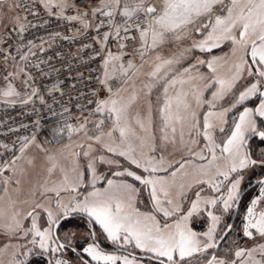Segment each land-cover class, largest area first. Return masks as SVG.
Returning a JSON list of instances; mask_svg holds the SVG:
<instances>
[{"label":"rangeland","instance_id":"1","mask_svg":"<svg viewBox=\"0 0 264 264\" xmlns=\"http://www.w3.org/2000/svg\"><path fill=\"white\" fill-rule=\"evenodd\" d=\"M38 1L55 14L70 8L73 2ZM153 2L159 10L162 0H144L145 6ZM99 3L117 9L121 14L126 4L130 8L137 7L136 0H120L119 5L115 0H99ZM230 6L231 0L214 4L208 19L201 16L195 18L193 24L174 32H165L163 40L155 47L151 37L147 42L141 38L143 28L137 32V54L122 58L130 59L126 67L128 72L122 74L115 86L111 81H104L101 98V101L117 100L118 106H123L119 124L127 129L125 136L121 135L114 118L109 123L101 118L103 111H97L103 106L100 101L90 114L50 125L15 156L0 175V264H23L27 260H30L29 264H87L56 243L53 228L62 216H71V219L70 225H61V241L81 249L82 242L87 240L81 253L90 260V264L111 262L94 260L90 253L84 251L89 246L108 255L127 257L133 264H173L157 253L137 247L134 240L132 243L123 238L112 240L88 212L72 210L76 205H82L86 198L91 202L90 193L106 190L117 197L113 201L114 210L116 203H121L122 215L132 214L135 217L138 210L141 218H151L146 221L149 224L158 223L161 228L165 224L172 226L164 229L165 232L174 230L176 222L183 223V217L191 210L192 204L199 202L187 225L197 234L201 251L183 259L178 253L174 254L175 264H203L215 251L216 257L210 264H264V235L254 228L247 229L251 236L246 235L245 228L249 221L248 208L253 209V223L264 213V187L249 204L239 202V212L234 213V208L238 209L234 206L235 202L247 179L258 171L259 164L264 160V144L260 148L257 142H251L248 148L245 146L248 137L259 129L264 131V117L255 111L264 102V77L259 75L264 67L258 60L251 59L241 44L229 39L220 40L219 46L214 48L210 45L209 48L196 47L211 30H205L203 25L214 23L217 15L226 17L224 9ZM23 20L17 0H0V32L7 27L19 29ZM229 35L237 40L241 38L239 24ZM250 50L249 42L247 52L250 53ZM208 62L213 63L215 71L208 67ZM154 72L156 75H152ZM219 79L232 81L233 86L214 99L212 93L220 89ZM254 83L258 86L257 92L240 100V93L246 92ZM165 87L168 89L166 94ZM165 96L172 99L173 111L176 110L177 97L188 105L180 113L186 117L183 135L182 125L177 122L176 133L167 130V139L162 131L161 111ZM245 109L253 110L251 118L256 123V130L245 132L238 153L223 152ZM206 117L211 128L205 123ZM205 133L212 136L215 159L206 147L209 141ZM109 147L116 151H109ZM247 149L252 151L256 163L240 167L242 159L250 160ZM120 152L127 154L120 155ZM133 159L138 163H133ZM102 164L106 167L101 171L98 168ZM146 168L149 170L146 171ZM152 168L157 170L152 171ZM136 176H140L141 180H137ZM145 179L156 181L155 197L152 185L145 184ZM109 180L113 181L112 186H109ZM234 183L237 187L233 193ZM230 194L234 195V199L228 200L229 207L225 208L224 201ZM156 197L161 202L160 207L172 215L165 216L159 210ZM212 200L216 203H207ZM253 201L256 203L253 204ZM83 216L91 218V221ZM213 216L217 217L215 221ZM234 217L232 232L215 250L216 242ZM33 221L40 231L50 233L51 238L45 248L39 246L41 237L36 235L35 230L30 231ZM21 222L23 226L16 233L17 224ZM210 228L213 229L211 238L205 235ZM120 235L123 237L124 234ZM34 240L36 243H33ZM241 249L245 254L237 257L235 253ZM116 264H124V260L118 259Z\"/></svg>","mask_w":264,"mask_h":264},{"label":"built area","instance_id":"2","mask_svg":"<svg viewBox=\"0 0 264 264\" xmlns=\"http://www.w3.org/2000/svg\"><path fill=\"white\" fill-rule=\"evenodd\" d=\"M17 5L24 27L0 34V76L18 94L16 101L0 98V175L46 126L95 109L104 68L136 55L137 32L147 26L144 12L124 16L99 0H73L62 14L38 0H17ZM14 64L20 66L15 77Z\"/></svg>","mask_w":264,"mask_h":264},{"label":"snow or ice","instance_id":"3","mask_svg":"<svg viewBox=\"0 0 264 264\" xmlns=\"http://www.w3.org/2000/svg\"><path fill=\"white\" fill-rule=\"evenodd\" d=\"M115 3L119 5L120 0H115ZM223 3V0H162V6L158 10L155 6H145L144 0H136L137 7L130 8L127 4L124 6L123 15L132 16L134 13H139L143 11L146 15L144 23L147 25L141 32V38L147 42L148 38L151 37L152 46L155 47L158 42L163 40L165 32H174L177 29H181L186 25L193 24L195 18L204 16L208 19L212 13V7L214 4ZM224 11L227 12L226 17L220 15L215 16L214 23H205L203 25L207 31L206 38L196 47L199 48H209L218 47L219 41L222 39L232 40L234 43L241 44L245 48L246 54L250 55L251 59L258 60L261 67H264V0H231V6L225 7ZM106 15H112L111 12L106 13ZM71 19H76V17H71ZM139 21V17H137ZM239 24V35L240 39L237 40L236 37L229 35L234 28ZM139 26V24H138ZM196 31H200L199 28ZM247 37V39H245ZM249 42L251 43L250 53L247 52ZM165 63H172V61H165ZM200 63H204L201 61ZM107 64V62H106ZM208 67L212 68L213 63L208 62ZM159 70V67L157 71ZM156 75V73H152ZM261 77H264V71L259 73ZM170 83H175L171 81ZM220 89L217 92L212 93L213 98L222 96L227 90L231 89L233 86L232 81H226L224 79H219ZM257 84H252L246 92L240 93L239 99L244 100L249 95H254L257 92ZM167 87L164 88L165 94L167 93ZM14 92L9 89L4 93L5 96L13 95ZM211 103V102H209ZM119 101L117 100H106L101 101V105H110V113H115L117 127H120L119 121L121 115L124 111L123 106H118ZM188 108L185 101L177 97L176 100V110L173 111L172 99L165 96L164 106L162 111L163 128L162 131L165 132V139L168 138L167 130H170L173 134L176 133L175 124L180 122L182 125L181 135H183V122L186 120L185 116L180 115L181 111ZM103 107H98L97 111H103ZM260 116L264 117V102H261L260 107L255 110ZM253 114L252 109H245L244 112L239 117V122L235 124V130L231 133V136L227 139L223 152L236 154L239 152V147L242 144L246 131H255L256 123L251 118ZM212 115V113H208ZM222 115V114H221ZM205 123L207 127L211 128L212 125L205 118ZM195 127V125H193ZM120 133L122 136L127 134V129L120 127ZM207 135L209 144V152L213 154V159H215V146L212 140V136L209 133ZM260 136L264 137V132L259 133ZM99 139V137H97ZM109 151H116L115 148L109 147ZM125 152H120V155H126ZM201 159H204L202 154ZM133 163H138L134 160ZM256 161L242 159L240 162V167H246L248 164H255ZM148 171L149 169H145ZM152 171H156V168H152ZM235 168H233V171ZM129 175H134L133 173H128ZM227 175L226 173L224 174ZM137 180H141L140 176H136ZM145 184L152 185V195L156 196V181L151 179H145L143 181ZM109 186L113 185V181H108ZM237 185L234 183L232 185L233 193L235 192ZM218 190V189H217ZM55 191V189H53ZM92 197V201L89 202L85 199V202L81 205L78 204L73 211H84L88 212L93 216L99 224H101L104 230L107 232L108 236L112 240H120L123 238L126 242L132 243L135 241V245L139 248L147 249L150 252L157 253L159 257H164L168 261L175 264L174 254L178 253L180 259L186 256H191L194 252L201 251L199 247V240L197 239V234L188 228L187 220L198 209V201L192 204L191 210L186 216L183 217V223L176 222L174 230L165 232L164 229L171 228L172 226L165 224L163 228L159 226L158 223L149 224L146 221L151 219L148 216L141 218V214L138 210L135 213V217L132 214L122 215V205L121 203H116L115 210L113 209V201L117 199L114 193L110 191H94L89 194ZM234 199V195L230 194L228 199L224 201V207H229L228 200ZM156 206L160 211L164 212L165 216L172 215L167 209L160 207V200L158 197L155 199ZM170 203V202H169ZM207 203L215 204L216 201H208ZM256 201H253L255 204ZM67 211V209H65ZM249 221L246 224V235L251 236L252 233L247 231L249 228L257 229L261 235H264V213L261 214L259 220L253 223L254 212L252 208L247 209ZM64 213H61L63 215ZM32 216V213L28 214ZM51 217V212L48 213ZM211 215V213H209ZM217 217L213 216L215 221ZM214 228V225H213ZM35 230L36 235L41 237L39 241V246L41 248L47 247V240L51 238L50 233L47 231H40L37 228L35 221H33V226L30 231ZM213 229L210 228L205 235L211 238ZM123 233V237H121ZM33 243H36L34 240ZM212 245H206L205 247H211ZM61 247H63L61 245ZM85 252L91 254L94 260H102L105 262H111V264H116L118 259H123L124 264H133V261L128 260L127 257H117L114 255H108L99 251L94 246H89L84 249ZM245 251L243 249L237 251L235 255L237 257L244 256ZM60 264V262H57ZM235 264V262H233Z\"/></svg>","mask_w":264,"mask_h":264},{"label":"crops","instance_id":"4","mask_svg":"<svg viewBox=\"0 0 264 264\" xmlns=\"http://www.w3.org/2000/svg\"><path fill=\"white\" fill-rule=\"evenodd\" d=\"M56 10V9H55ZM64 12V11H63ZM62 12V13H63ZM62 13H58V14H62ZM24 27V20L23 22L21 23V26L19 29H22ZM146 27V26H145ZM3 31V30H2ZM1 31V32H2ZM0 32V34H1ZM139 47V46H138ZM137 47V50L139 52V49ZM139 54V53H138ZM129 60L130 59H122V58H119V59H116L114 60L113 62H111L110 64H108L104 70H103V81L105 82H110L114 84H116L117 80L119 78H122V76L128 72V70L126 69V67L128 66L129 64ZM140 60V59H139ZM117 69V71L115 72V70ZM10 72L12 74V76H16L18 73H20V66L18 64H14V65H10ZM115 72V76L113 75V73ZM124 73V74H123ZM111 74V75H110ZM117 74V75H116ZM123 74V75H122ZM9 89H11L14 94L13 95H10V96H5L4 93L6 91H8ZM0 98L2 99H5V100H9V101H14V100H17L18 99V94H17V91L14 90L13 88L9 87V81L8 79L6 78H3L0 76ZM105 99V98H104ZM103 99V100H104ZM104 108L103 112L101 113L102 115V119H104L105 121H107L109 123V121H112L113 118L116 120V116H115V113H110V107H105L104 105L102 106ZM130 144V143H129ZM131 146V145H130ZM114 164V162L112 163ZM106 166H104L103 164L102 165H99V170H103ZM117 167V166H114V168ZM108 175H111V172H108ZM91 219V218H90ZM17 230L16 233L19 232L20 228L23 226L22 225V222L17 224ZM17 235V234H16Z\"/></svg>","mask_w":264,"mask_h":264},{"label":"flooded vegetation","instance_id":"5","mask_svg":"<svg viewBox=\"0 0 264 264\" xmlns=\"http://www.w3.org/2000/svg\"><path fill=\"white\" fill-rule=\"evenodd\" d=\"M260 132H264V131H262L261 129H259L256 132V134H252V136H250L252 138L249 141L248 146L245 145L247 148L249 147V145H250L251 142L260 143L259 148L261 146H263V144H264V137H262V136L259 135ZM247 151H248V149H247ZM251 155H252V151H251ZM254 161H255V159H254ZM259 165H260V168H259L260 170L258 169V171H256L254 174H252L247 179V181L245 183V186L242 188V191L240 192V194L238 196V198H239L240 195L244 192L243 195H242V198L240 200V204H242L243 202L245 203V205L247 203L249 204L260 193V190L264 187V180H263L264 179V160H262V163H260ZM238 198H237V200H238ZM237 200H236V202H237ZM236 202H235V205H236ZM237 212H239V207H238V209L234 208V213H237ZM235 219H236V217H234L232 219V222L230 223V225H232V228H233V224H234ZM232 228L229 231V233L232 231ZM66 249H69V248H66ZM69 250L72 251L73 254L75 256H77L79 259H81L82 261H84L87 264H90V260L87 257H84L83 254H81V252L80 253L79 252L77 253L74 250H71V249H69Z\"/></svg>","mask_w":264,"mask_h":264},{"label":"water","instance_id":"6","mask_svg":"<svg viewBox=\"0 0 264 264\" xmlns=\"http://www.w3.org/2000/svg\"><path fill=\"white\" fill-rule=\"evenodd\" d=\"M251 138L252 137H249L248 139H247V141H246V146H248V144H249V141L251 140ZM248 156H249V158H250V160H254L253 158H252V155H251V150L250 149H248ZM264 180V179H263ZM244 193V192H243ZM243 193L240 195V197L238 198V200H237V202H236V207H238V205H239V202H240V200H241V198H242V195H243ZM67 217H69V216H62L60 219H58L57 221H56V223L54 224V228H53V235H54V239H55V241H56V243L58 244V246L62 249V250H65L66 248H69V249H71V250H76L74 247H72V246H69V245H67V244H65V243H63L62 241H61V239H60V237H59V234H58V232H59V228H60V225H61V222L65 219V218H67ZM231 228H232V225H229L226 229H225V231L222 233V235L219 237V239H218V241L216 242V244H215V250H217L219 247H220V245L222 244V242L224 241V239L226 238V236L228 235V233H229V231L231 230ZM61 245L63 246V247H61ZM76 252H77V250H76ZM36 256V255H35ZM216 257V251L211 255V257L206 261V262H204L203 264H210L213 260H214V258ZM29 262H30V260H27L26 262H24L23 264H29Z\"/></svg>","mask_w":264,"mask_h":264},{"label":"trees","instance_id":"7","mask_svg":"<svg viewBox=\"0 0 264 264\" xmlns=\"http://www.w3.org/2000/svg\"><path fill=\"white\" fill-rule=\"evenodd\" d=\"M56 123H58V122H55V123H52V124H56ZM52 124H50V125H52ZM50 125L46 126V127L44 128V130H46ZM44 130H43V131H44ZM78 215H79V214H78ZM80 215H81V214H80ZM83 217H85L87 220L91 221L90 218H88V217H86V216H83ZM60 218H61V217H60ZM70 219H71V216L65 218V219L61 222V225L64 226V227L70 225V223H69ZM61 225H60L59 230L61 229ZM95 227H98V226H96V224H95ZM98 228H99V227H98ZM99 229H100V228H99ZM231 232H232V231H231ZM231 232H230V233H231ZM230 233H228V235H229ZM58 234H59V232H58ZM228 235H227V236H228ZM227 236H226V237H227ZM225 239H226V238H225ZM225 239H224V241H225ZM86 241H87V240H84V242H82V247H81V249H82L83 246L85 245ZM224 241H223V242H224ZM97 242L101 243V242L98 241V240H97ZM223 242H222V243H223ZM101 244H102V243H101ZM220 246H221V245H220ZM74 248L77 250V253H78V252L80 253V252L82 251L80 248H79V249H78L77 247H74ZM76 250H75V251H76ZM81 254H82V253H81ZM210 257H211V256H210ZM210 257H209V258H210ZM209 258H208V259H209ZM208 259H207V260H208ZM214 259H215V258H214ZM29 263H30V262H29Z\"/></svg>","mask_w":264,"mask_h":264}]
</instances>
